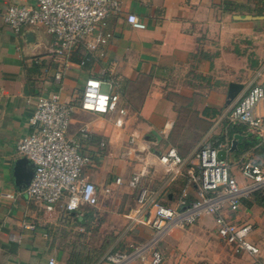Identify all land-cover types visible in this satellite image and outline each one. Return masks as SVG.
<instances>
[{
    "label": "crops",
    "instance_id": "0c3cea01",
    "mask_svg": "<svg viewBox=\"0 0 264 264\" xmlns=\"http://www.w3.org/2000/svg\"><path fill=\"white\" fill-rule=\"evenodd\" d=\"M34 2L0 0V11L9 4ZM118 2V11L109 13L100 26L101 31L110 32L106 42L89 53L77 44L64 68L51 59L48 48L53 36L42 26L24 24L14 32L0 18V264H93L89 256L123 248L127 240H145L150 227L129 223L123 215L135 205V198L132 206L123 204L128 196L123 191H136L126 179L141 165L139 160L121 157L128 131L136 129L142 136L138 143L146 146L140 155L148 161V172L140 183L152 187L162 179V167L152 152L174 146L180 155H186L204 137L213 140L226 124L220 114L231 103L225 105L227 83H242L233 101L264 80V0ZM130 12L144 27L135 28L126 21ZM84 55L87 58L79 64ZM58 67L61 77L56 82L53 73ZM91 75H111L119 82V102L126 110L121 127L112 123L113 113L78 106L84 79ZM50 92L71 98L75 104L68 132L81 123L90 128L81 148L91 156L84 174L100 197L94 206L81 205L66 212L56 204L47 211L14 184L12 165L19 156L15 141L30 129L28 116L36 95ZM257 110L264 111V101ZM236 124L241 126L240 132H234L242 134L240 141L251 134L244 133L243 124ZM251 136L255 142L242 152L262 160L264 144ZM99 140L104 141L101 147ZM229 142L223 141L226 157ZM231 171L243 182L238 170ZM116 176L121 183H114ZM182 182L183 177L176 176L159 198L171 204ZM104 186L109 191L104 192ZM113 189L120 194H112ZM188 193L191 197L194 190L189 188ZM224 212L235 222L251 225L247 238L258 248L256 254L235 252L216 236L214 216L202 214L191 224L173 226L161 237L157 243L160 264H264V204L255 197L241 198L236 210ZM54 219L81 230V244L68 252L57 249L51 225L56 223ZM94 232L98 243L87 241ZM126 264L140 263L134 259Z\"/></svg>",
    "mask_w": 264,
    "mask_h": 264
},
{
    "label": "built area",
    "instance_id": "2783aa9c",
    "mask_svg": "<svg viewBox=\"0 0 264 264\" xmlns=\"http://www.w3.org/2000/svg\"><path fill=\"white\" fill-rule=\"evenodd\" d=\"M118 9V0H35L33 5H7L0 11V18L14 32L24 24L42 26L53 36L48 48L51 59L64 68L68 63L66 57L77 44H82L89 53L106 42L110 32L101 31L100 26L105 24L109 13ZM125 19L132 27H144L134 13H127ZM86 58L87 55L81 57L79 64ZM53 77L59 82V67ZM118 86L119 82L111 75L87 76L78 106L101 114L113 113L112 123L121 127L126 110L119 102ZM261 101H264V80L252 84L231 101L220 117L226 124H243L258 144H264V111L257 110ZM74 107L71 98H61L58 93L37 94L28 116L30 129L15 141L16 153L25 156L32 165L31 177L22 190L27 198L40 203L47 211L56 204L67 212L98 202V191L84 174L91 156L81 148V140L89 137L90 128L81 123L67 133ZM163 133L166 135L165 130ZM141 137L136 129H130L121 153V157L141 161L139 169L126 179V184L136 188V193L135 205L123 215L129 223L150 227V235L143 241L129 242L123 248L103 253L93 264H126L134 259L140 264H160L162 254L157 243L161 237L173 226L191 224L202 214L214 216L216 236L231 245L235 252L244 250L256 254L258 248L247 238L251 225L235 222L224 210H236L241 198L255 197L264 204V160L251 157L248 151L240 153L234 161L243 180L238 182L230 172L226 155H216L217 149L226 151L227 144H215L204 137L186 155H180L174 146L152 152L162 167V179L151 187L140 183L148 172V161L140 155V151L146 149L145 144L138 143ZM103 145L104 141L99 140V147ZM178 175L183 177L180 191L173 202L167 204L159 197L165 196L167 185ZM113 181L119 184L122 180L116 176ZM189 188L194 190L191 197ZM102 190L107 192L109 187L104 186ZM48 262L52 263V258Z\"/></svg>",
    "mask_w": 264,
    "mask_h": 264
},
{
    "label": "rangeland",
    "instance_id": "374dc122",
    "mask_svg": "<svg viewBox=\"0 0 264 264\" xmlns=\"http://www.w3.org/2000/svg\"><path fill=\"white\" fill-rule=\"evenodd\" d=\"M74 110H75V107L73 109V112H74ZM72 115H73V113H72ZM68 130H69V126L67 129V133H71V132H68ZM250 140H251L250 138H247L248 142H250ZM163 141L164 140H162V142ZM236 157H237V154H235L234 152L229 151L227 154V160L230 164V172H232L231 171L232 169L238 170V166L234 164ZM252 157H254V156H252ZM262 160H264V157ZM116 190H118V189L111 190L112 194L119 192V191L116 192ZM122 190H124V189H122ZM125 190L123 192H125L124 194H128V196L126 195L127 197L126 196L124 197V200H123L124 203L123 204H125L126 206H128L130 204V206H132L136 191H135V189L134 190L128 189V191L127 190L125 191ZM119 194H120V192H119ZM104 200L105 199L101 200V202L104 203ZM54 220L56 221V223H51V225H52V227H54V230L56 231V233H55L56 234V240H54L55 241L54 246H56L57 249H60L63 252H66V251L68 252L69 250L73 249L75 247V245L81 244V241L84 239L83 237H81V235L79 233L81 230H79L77 228H73V226L69 222L62 223V221L59 220V222L57 223V220L56 219H54ZM87 241L92 242V243H98V239L96 237L95 232L90 236V239ZM129 242H135V240H127L126 244ZM74 243H76V244H74ZM89 257H91L90 261L93 262V261H95V259L98 256L94 255V256H89Z\"/></svg>",
    "mask_w": 264,
    "mask_h": 264
},
{
    "label": "water",
    "instance_id": "95a60500",
    "mask_svg": "<svg viewBox=\"0 0 264 264\" xmlns=\"http://www.w3.org/2000/svg\"><path fill=\"white\" fill-rule=\"evenodd\" d=\"M241 87H242V83L240 82L229 81L227 83L225 105L232 101V99L240 91ZM248 134L250 133L248 132ZM241 138H242V134L233 133L232 138L230 139L229 142L230 144L228 150L231 151L235 149L236 144L240 141ZM216 155L217 157L225 156V150L217 149ZM31 174H32V165L29 162V160L23 155H20L17 158H15L12 165V176H13L14 184L19 187L26 186V184L28 183L31 177Z\"/></svg>",
    "mask_w": 264,
    "mask_h": 264
},
{
    "label": "trees",
    "instance_id": "16d2710c",
    "mask_svg": "<svg viewBox=\"0 0 264 264\" xmlns=\"http://www.w3.org/2000/svg\"><path fill=\"white\" fill-rule=\"evenodd\" d=\"M240 125L239 124H225V128H224V131L222 133H220L219 135H216L214 137V139L212 140L213 143H218V142H229V140L231 139L232 137V134L234 132H240ZM246 129V128H245ZM248 131L245 130L244 133L246 134ZM252 134L250 135H247L245 136V138L243 140H241L235 149H233L232 151L235 152L236 154H238L239 152H242L244 149L248 148L249 146H251L255 140H253V137L251 136ZM247 138H250V142L247 141ZM98 258V257H97ZM96 258V259H97ZM88 258H85V261L87 260ZM91 262V261H90ZM88 264V263H86Z\"/></svg>",
    "mask_w": 264,
    "mask_h": 264
}]
</instances>
